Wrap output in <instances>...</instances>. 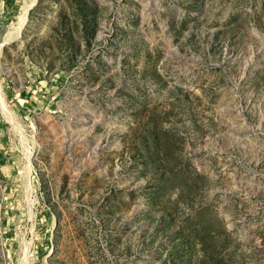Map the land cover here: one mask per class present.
I'll return each mask as SVG.
<instances>
[{
	"label": "rangeland",
	"instance_id": "obj_1",
	"mask_svg": "<svg viewBox=\"0 0 264 264\" xmlns=\"http://www.w3.org/2000/svg\"><path fill=\"white\" fill-rule=\"evenodd\" d=\"M22 5L0 264H264V0H35L11 38Z\"/></svg>",
	"mask_w": 264,
	"mask_h": 264
},
{
	"label": "bare ground",
	"instance_id": "obj_2",
	"mask_svg": "<svg viewBox=\"0 0 264 264\" xmlns=\"http://www.w3.org/2000/svg\"><path fill=\"white\" fill-rule=\"evenodd\" d=\"M34 3H35V0H31V1L23 0L21 12H20L19 16L17 17V19H18L17 20L18 21L17 26H15L13 28L12 32L9 33V35H11V38L16 37L17 34L19 33V31H21L20 29L22 28V25L25 23L27 13L31 9V7L34 5ZM0 48H1V46H0ZM0 103L3 105V95H2L1 90H0ZM2 109H4V108H2ZM7 114H8V112H7ZM7 119H8V117H7ZM29 170H30V166L28 165L27 172H29ZM27 175H28V173H27Z\"/></svg>",
	"mask_w": 264,
	"mask_h": 264
},
{
	"label": "crops",
	"instance_id": "obj_3",
	"mask_svg": "<svg viewBox=\"0 0 264 264\" xmlns=\"http://www.w3.org/2000/svg\"><path fill=\"white\" fill-rule=\"evenodd\" d=\"M28 95H29V94H25V91H21V92H19V94H18L19 98L22 97V100H23V102L26 103V105H27V103L29 102L28 100L31 99V97L29 98ZM31 102L35 103V102H37V100L31 101ZM28 105H29V104H28Z\"/></svg>",
	"mask_w": 264,
	"mask_h": 264
}]
</instances>
